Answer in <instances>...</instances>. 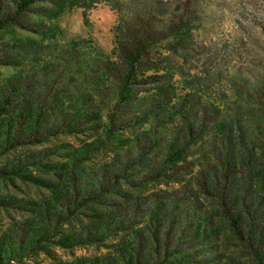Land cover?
<instances>
[{
  "label": "rangeland",
  "instance_id": "obj_1",
  "mask_svg": "<svg viewBox=\"0 0 264 264\" xmlns=\"http://www.w3.org/2000/svg\"><path fill=\"white\" fill-rule=\"evenodd\" d=\"M138 18H152L157 57L166 56L164 66L179 72L167 84L177 97L161 110H177L189 94L200 104L196 110L212 114L225 102L244 106L246 97L255 104L264 87V0H38L19 26L0 31V95L14 79L31 87L35 101L48 78L45 67L61 66L60 51L73 42L115 59L117 36ZM137 87L130 95L137 114L134 107L102 110L97 122H77L75 130L0 157V168L25 166L19 177L0 178V264H121L129 256L162 264H253L199 183L190 187L191 200L184 194L197 164L209 157L212 136L175 173L158 179L168 138L156 128L151 82ZM53 113L43 125L49 131L62 125L58 110ZM110 113L118 116L115 127ZM250 118L245 124L254 122ZM170 123L167 131L179 132ZM108 130H115L111 137ZM87 191L98 197L75 209L74 199L88 198ZM56 213L64 223H56ZM192 216L199 232L183 236L171 228L170 220ZM157 224L162 236L151 240L148 232ZM167 253L174 255L164 262Z\"/></svg>",
  "mask_w": 264,
  "mask_h": 264
},
{
  "label": "trees",
  "instance_id": "obj_2",
  "mask_svg": "<svg viewBox=\"0 0 264 264\" xmlns=\"http://www.w3.org/2000/svg\"><path fill=\"white\" fill-rule=\"evenodd\" d=\"M37 1L0 0V31L19 26L24 14ZM142 21L138 18L127 32L122 31L117 36L113 51L115 59L104 56L97 48L90 47L87 51L86 46L77 42L62 49L58 59L61 66L45 67L48 78L44 85L38 86L40 92L35 101H32V92H29L31 87L27 84L14 79L8 81L0 95V157L21 146L41 144L43 142L39 141L43 137L47 140L60 131L75 130L77 122H97L102 119V110L134 107L132 114H137L138 110H134L136 107L130 105V95L139 93L137 86L143 80L150 81L153 86L150 91H155L151 98V109L157 115L156 128L163 129L168 138V148L155 171L156 176L162 179L175 173L194 154L193 149L202 146L212 136L209 157L205 154L201 163L197 164L198 171L190 177L189 184L185 183L184 194L191 200L193 188L190 187L199 183L200 193L205 194L206 199L209 197L216 202L251 263L264 264V87L262 93L258 91L253 106L246 97L240 100L244 106L236 105V102H233L235 106L225 102L221 105L223 108L213 110L212 114L205 107L196 110L200 104L189 94L183 98V104L176 107L177 110H161L169 109L177 97L173 87L167 84L179 72L164 66L166 56L161 54L160 58L157 57V30L152 24V18H146L145 23ZM171 47L169 44L167 53ZM163 79L166 84H159ZM207 106L219 107L214 102L207 103ZM55 110L59 112L62 125L50 131L44 129L45 123L56 118L53 113ZM250 116L255 117L254 122L247 125L245 120ZM107 117L115 127L117 114L110 113ZM167 121H171L168 125H177L179 132L169 133L165 127ZM211 124L214 127H210ZM255 124L256 128L253 127ZM114 131H106L107 137H111ZM24 169L25 166L21 165L0 168V178L19 177ZM241 177H246L245 182ZM106 192L104 189L99 191V196ZM85 194L88 198L81 201L74 199L75 209L98 197L88 191ZM186 213L190 217L189 212ZM197 217H182L178 222L170 220V226H176L183 236L187 234L186 231L197 233L201 227ZM62 218L56 213V223L58 220L64 223ZM191 222L194 225L190 227L188 223ZM160 226L157 224L148 232L151 240L161 238ZM185 226L190 228L186 230ZM173 255L167 253L164 262ZM120 261L121 264H162L150 258L140 259L135 256L121 258Z\"/></svg>",
  "mask_w": 264,
  "mask_h": 264
}]
</instances>
